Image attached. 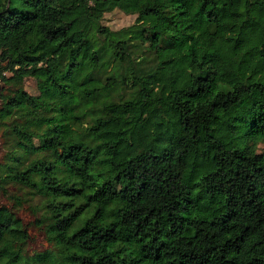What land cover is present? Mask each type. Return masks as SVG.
I'll return each instance as SVG.
<instances>
[{
	"label": "trees",
	"instance_id": "obj_1",
	"mask_svg": "<svg viewBox=\"0 0 264 264\" xmlns=\"http://www.w3.org/2000/svg\"><path fill=\"white\" fill-rule=\"evenodd\" d=\"M62 1L0 0V80L38 89L0 105L36 264H264V0H78L85 23ZM25 239L0 206V264Z\"/></svg>",
	"mask_w": 264,
	"mask_h": 264
},
{
	"label": "rangeland",
	"instance_id": "obj_2",
	"mask_svg": "<svg viewBox=\"0 0 264 264\" xmlns=\"http://www.w3.org/2000/svg\"><path fill=\"white\" fill-rule=\"evenodd\" d=\"M62 3L70 7V19L81 23L86 22V19L82 16L78 0H63ZM133 19L134 15L125 14L118 9H113L103 14L100 24L111 30H116L131 24ZM3 75L4 77H8L10 73L4 72ZM15 87H21L28 95H36L38 93L35 81L31 77H25L18 83H8L0 80V105L2 96L11 93ZM11 119L8 118L3 124H0V172L3 164H10V155L16 154L18 156L22 154V150L16 144L17 139L8 130L6 125ZM18 121L24 122L23 119H19L16 122ZM32 142L35 146L38 145L35 138L32 139ZM263 148L264 144L259 143L256 150L259 151ZM42 154H44V151H38L36 155L40 156ZM33 155L31 153L25 154L22 156L24 157L23 161L32 158ZM20 160L22 161V159ZM21 161L20 163H22ZM40 202V196L35 194L32 189L22 184L11 183L6 179L0 182V206L7 208L19 220L22 229L26 233V239L21 246L20 254L26 259L28 264L37 263L32 257L34 254L51 248V244L44 232V223L41 219L44 214L39 210Z\"/></svg>",
	"mask_w": 264,
	"mask_h": 264
}]
</instances>
